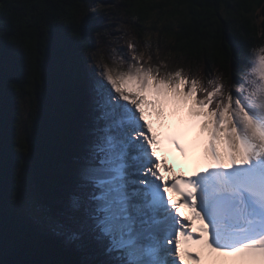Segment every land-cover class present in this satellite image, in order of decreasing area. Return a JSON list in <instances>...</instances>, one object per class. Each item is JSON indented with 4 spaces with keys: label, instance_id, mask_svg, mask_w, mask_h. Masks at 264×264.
I'll return each mask as SVG.
<instances>
[{
    "label": "snow or ice",
    "instance_id": "snow-or-ice-1",
    "mask_svg": "<svg viewBox=\"0 0 264 264\" xmlns=\"http://www.w3.org/2000/svg\"><path fill=\"white\" fill-rule=\"evenodd\" d=\"M59 16L44 23L45 39L89 50L84 17ZM9 35L0 31V42ZM25 47L31 57V41ZM129 47L131 60L101 55L89 74L91 139L62 213L75 226L35 211L55 235L101 248L105 259L96 264H264V44L249 51L230 86ZM162 150L191 163V175H175Z\"/></svg>",
    "mask_w": 264,
    "mask_h": 264
},
{
    "label": "trees",
    "instance_id": "trees-1",
    "mask_svg": "<svg viewBox=\"0 0 264 264\" xmlns=\"http://www.w3.org/2000/svg\"><path fill=\"white\" fill-rule=\"evenodd\" d=\"M107 1L117 2L118 13L137 26L145 24L159 30L167 54L163 58L174 59L170 69L182 67L189 77H198L205 83L218 75L226 86L235 83L249 51L264 44V0L0 3V31L10 30L9 39L0 42V264H96L105 259L102 249L93 242L77 247L47 226L37 228L29 214L31 209L22 204L19 186L24 179L21 181L19 170L21 161H26L23 170L36 196V208L68 220L62 213L76 190L77 169L91 139L89 72L84 56L95 52L93 37L103 31L101 19L109 10L103 6ZM60 13L84 17L89 50L53 46L45 39L44 23L61 18ZM159 22L161 28L154 26ZM13 35L20 41L18 53L12 44ZM138 36L142 38L139 32ZM29 41L31 57L25 47ZM32 63L37 65L38 73H33ZM23 102L28 103L29 112L23 125L24 144H20L17 133ZM25 144L27 152L20 150ZM69 221L70 226H75Z\"/></svg>",
    "mask_w": 264,
    "mask_h": 264
},
{
    "label": "rangeland",
    "instance_id": "rangeland-1",
    "mask_svg": "<svg viewBox=\"0 0 264 264\" xmlns=\"http://www.w3.org/2000/svg\"><path fill=\"white\" fill-rule=\"evenodd\" d=\"M103 6L109 9L104 13L101 19V22H103L104 24V27L102 29L103 31L97 34V36L93 37L95 52L84 56V63L88 69L89 74L90 72H92V70L99 71V69H96V61L99 60L101 55L104 56V58L108 60L109 63H111V57L119 58L122 56L126 61L131 60V57L134 53L133 49L129 47L130 43L135 46V54L139 55L140 53H144L145 58H147L148 55H151L153 63L158 64L160 61H164L165 63L169 62L168 64H173V58H171V60L170 58H163V56L167 54L165 53V51H163L165 48L162 44L163 40L160 39L158 29H151L149 25L145 24L142 26H137V24H134L133 21H130L126 17L120 15L118 13L119 6L117 2L114 3L111 1H107ZM150 26L152 27V25ZM154 26H158L159 28H161L163 25L162 22H159ZM138 32L142 35V38H139ZM27 104L26 102H23L22 104L23 120L26 119L27 113L29 112ZM23 135L25 138L24 126ZM32 144L33 143L31 142V146ZM27 165L30 166V159L27 161ZM186 174V172L182 171L181 173L176 175ZM23 179V182L19 186V192L22 196V204H27L28 208L31 209L29 214L33 219V223L38 226L36 227L39 229L43 228L47 226V221L45 219V216H40V214L35 211L37 199L32 186L29 185L30 179L28 177L26 169L23 170ZM182 211H184V209ZM64 222L68 223L69 225L71 224V221H69V219ZM187 263L189 262H186L185 264Z\"/></svg>",
    "mask_w": 264,
    "mask_h": 264
},
{
    "label": "bare ground",
    "instance_id": "bare-ground-1",
    "mask_svg": "<svg viewBox=\"0 0 264 264\" xmlns=\"http://www.w3.org/2000/svg\"><path fill=\"white\" fill-rule=\"evenodd\" d=\"M154 119V118H153ZM160 155L162 158H166L168 160L169 165L174 169V174H179L182 171L186 172L188 175H191L192 171H193V165L189 162H185L183 160L182 157L179 156L178 153H175L174 151L172 152H167L162 150L160 152ZM164 175L166 176V178L168 177V173H164ZM186 212H184L185 214L187 213V210H185ZM187 260V259H186ZM185 260V263L187 262ZM187 264H191V262L187 263Z\"/></svg>",
    "mask_w": 264,
    "mask_h": 264
},
{
    "label": "water",
    "instance_id": "water-1",
    "mask_svg": "<svg viewBox=\"0 0 264 264\" xmlns=\"http://www.w3.org/2000/svg\"><path fill=\"white\" fill-rule=\"evenodd\" d=\"M6 0H0V3H4Z\"/></svg>",
    "mask_w": 264,
    "mask_h": 264
}]
</instances>
